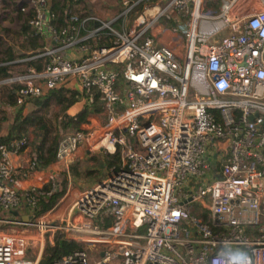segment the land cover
I'll list each match as a JSON object with an SVG mask.
<instances>
[{
  "label": "built area",
  "instance_id": "built-area-1",
  "mask_svg": "<svg viewBox=\"0 0 264 264\" xmlns=\"http://www.w3.org/2000/svg\"><path fill=\"white\" fill-rule=\"evenodd\" d=\"M118 3L106 19L68 8L59 24L50 0H31L45 45L20 61L40 67L0 85L17 86V107L64 86L96 109L38 186L15 175L27 137L0 143V264H38L57 233L86 246L52 264H231L229 250L264 264V0ZM100 154L118 161L64 217L36 214L60 170ZM41 170L30 159L24 174Z\"/></svg>",
  "mask_w": 264,
  "mask_h": 264
},
{
  "label": "trees",
  "instance_id": "trees-1",
  "mask_svg": "<svg viewBox=\"0 0 264 264\" xmlns=\"http://www.w3.org/2000/svg\"><path fill=\"white\" fill-rule=\"evenodd\" d=\"M11 1V2H10ZM9 2L13 5L14 10L18 14L20 19V32L25 35L31 36L28 40L27 46L31 50L29 54H24L25 56H32L37 54L42 44L39 45L37 38L40 36L35 33L34 28L29 26L28 20L32 16V11H29L25 18H22L23 13H21V8L25 7L26 4L13 3L12 0ZM51 11L54 12L55 21L57 23H64L68 18V8H72V0H50ZM26 45V44H25ZM6 58L1 60V62H8L12 60L14 55L10 47L4 50ZM28 66H34L35 68L40 67L39 58L31 59L26 62ZM11 64H0V78H5L12 75V70L10 69ZM17 86L12 85L10 89L7 90L5 96L7 103L9 105H15V91ZM80 97V93L76 90L68 89L64 86L56 87L48 91L44 96L39 98H33L30 101L36 106L35 109L28 113L23 112V107H19L12 120L9 124L7 131L4 135H0V143L7 142L10 139L16 137L26 136L29 132V128L33 127L35 129L36 139L33 145L32 158L36 160L38 165L42 168L51 166L55 162V152L58 144V134L55 132L54 121L46 118L39 111L42 108H48L50 104L55 103L59 105L60 112L67 113V122L72 124L73 127L78 128L79 124L83 122L86 116L96 108H91L88 105H84L81 109L76 111L75 114H70L67 109L72 106ZM23 106V105H22ZM1 123V121H0ZM54 129V130H53ZM96 165L99 164L100 160L96 157H92ZM118 161V156L105 155L103 158V164L116 163ZM62 176L61 186L57 184V189L54 190L48 197H41L39 204L36 208V214H40L43 211L49 210L53 207L58 199L63 195L65 190V185L67 183L66 172L60 170L58 177ZM46 187V186H45ZM67 189V188H66ZM65 190V191H64ZM109 220L105 221V225L109 224ZM83 245L75 241L66 239L62 234H56L54 237L53 244H47L44 248V254L38 261V264H52L53 261L60 258L64 254H67L75 249L82 248Z\"/></svg>",
  "mask_w": 264,
  "mask_h": 264
},
{
  "label": "crops",
  "instance_id": "crops-1",
  "mask_svg": "<svg viewBox=\"0 0 264 264\" xmlns=\"http://www.w3.org/2000/svg\"><path fill=\"white\" fill-rule=\"evenodd\" d=\"M6 2L9 3V1H6ZM70 9H72L74 12L78 11L79 12L78 14L81 16L86 15V14H95V15L100 16L103 19H106L108 17H112L116 13V11L119 9V3H118V0H100V1H98V0H79V2L72 3V8H70ZM0 21H2L1 17H0ZM3 31H8V28H4ZM225 34H227L226 30L221 32V36L225 35ZM15 35L18 39V40H16L17 44L11 43L5 39L1 40V38H0V59L3 60L6 58L4 50L5 49L7 50L8 47L11 48L12 54L14 55V58L12 60H8V62L11 64V66H10V69L12 70L11 74H16L18 72L17 69L20 68L21 66H23L22 68H27V66H28V65H26L27 63L21 62L20 60L27 57L24 54H29L31 52V50L27 46L28 40L31 36L25 35L24 33L20 32V23H19V25H17ZM1 36L3 37L2 33H0V37ZM37 40H38L39 45L42 44L40 46V48L37 49V51H39L45 45V39H43L40 36V38H37ZM6 92H5V94H6ZM28 105H32V106L29 107ZM0 106H5V109H7L8 112H10V115L8 118L9 120L6 123V127H5V129L3 128L4 130L0 133V135H4L7 131L9 124L11 123V120H12L16 110L19 107H17L16 105H9V103H7L6 98H2V100L0 102ZM75 106H78V104L76 102L67 109V112L68 113H73V112L76 113L75 111H77L78 109ZM20 107H23L24 113H28V112H30L36 108V106L34 104H31V102H26L23 106H20ZM78 108H80V107H78ZM11 112H13V113H11ZM32 129H34V128L30 127L29 132L27 134V136L29 138L28 139L29 140L28 145L25 147V149L18 156H13V161H14V165H15V175H16L17 179L19 180L20 190L27 189L30 186H38L40 184V180L38 178L40 177V175L42 177H45L47 171L50 168V166L44 167V168H42L44 171L41 170L42 172H40V173L34 172L29 176H25V174H24V168L26 167L28 160L33 159L32 158V151H33V145H34V141H33L34 137L32 136L33 134H31ZM94 157H96L100 160V155H97ZM84 159L88 160V157H84ZM87 164H91L90 161H88ZM105 167H106V165H104L103 163L100 164V162H99V164L96 166L92 165V167L86 168L89 171H94L93 176L96 179L94 181H91L90 184H87L84 187L83 186L79 187L81 182L78 181L77 178H75L76 180L73 179L74 175L77 176V174L73 171V169H70L69 178L67 177V190L71 189L72 191H75V192L80 191L78 193V194H80L81 192H83L87 189H90L95 183L100 181V179L103 177V175H101V174L104 173ZM84 170L85 169H83L81 172L85 173ZM72 171H73V173H75L73 175V177H71ZM57 177H58V175H57ZM79 188H81V189H79ZM27 212H28V208L26 206H23L20 209V211L18 212V214L20 216H25V214Z\"/></svg>",
  "mask_w": 264,
  "mask_h": 264
},
{
  "label": "rangeland",
  "instance_id": "rangeland-1",
  "mask_svg": "<svg viewBox=\"0 0 264 264\" xmlns=\"http://www.w3.org/2000/svg\"><path fill=\"white\" fill-rule=\"evenodd\" d=\"M6 1H10V0H0V17L2 18V21H0V33H2V35H3V37L1 36L0 38H1V40L5 39L11 43L17 44L16 40H18V39L15 35V31L17 29V25H19V23H20V19L18 18V14L14 10L13 5H11V3H10L11 1L9 3ZM98 1H100V0H98ZM12 2L13 3L15 2L17 4L18 3L19 4H26L25 10L24 11L21 10L22 11L21 13H23L22 18H25V15H27V13L31 9V0H12ZM75 12L79 13L78 11H75ZM4 28H8V31H3ZM22 67L23 66H21L20 68L17 69L18 72L25 71V68H22ZM11 86H12L11 84L0 85V102H1L2 98H6L5 92L8 89H10ZM28 102H31V101H28ZM31 104H33V103L31 102ZM28 106L30 107L32 105H28ZM75 107L79 110V108H78L79 106H75ZM11 113H13V112H11ZM39 113H42L46 118L54 121L55 132L58 134V141L60 139H62L65 135H67L68 133H70L76 129V127H73L72 124L66 123L68 120L67 116H69V115L67 113L60 112L59 105H56L55 103L50 104V106L48 108H42L39 111ZM70 114H75V113L73 112ZM9 115H10V112H8V110L5 109V106H0V121H1L0 133L5 129L6 123L9 120L8 119ZM31 134H33L32 135L34 137L33 141H35V139H36L35 129L31 130ZM27 139H29L28 136H27ZM28 143H29V140H28ZM104 156H105L104 154H100V159H103ZM92 157H94V156H90V158H88V160L84 159L83 157H79L76 159L74 164L71 165V167H70V169H73V171L77 174V176L74 175L75 173H73V171H72L71 177H73V175H74L73 179L77 178L78 181L81 182L79 187L80 186L84 187L85 185L90 184L91 181H94L96 179L93 176L94 171H89L88 169H86L88 167H92V165L96 166V163L94 160H92ZM88 161H90L91 164H87ZM83 169H85L84 170L85 173L81 172ZM105 173H106V169H104V173H102L101 175L104 176ZM56 182H57V184L59 183V185L61 186L62 176L57 177ZM64 185H65L66 191L64 190L65 192L58 199V202L56 203V205L54 207L50 208L49 210L41 212L42 214L48 213V215H50L53 218H60L61 215H63L66 212L67 206L71 204V202L76 198V195H78V193L80 191L75 192V191H72L71 189L67 190L66 189L67 183ZM79 189H81V188H79ZM64 216L65 215H63L62 217H64ZM0 229H2V230L7 229V226L4 224H0ZM59 234L64 235V233H59ZM83 246H86V245H83ZM28 256L33 258V255H31V254H28ZM112 264H120V261L114 260L112 262Z\"/></svg>",
  "mask_w": 264,
  "mask_h": 264
},
{
  "label": "clouds",
  "instance_id": "clouds-1",
  "mask_svg": "<svg viewBox=\"0 0 264 264\" xmlns=\"http://www.w3.org/2000/svg\"><path fill=\"white\" fill-rule=\"evenodd\" d=\"M231 264H251L250 258L243 250H229ZM214 264H221L219 260Z\"/></svg>",
  "mask_w": 264,
  "mask_h": 264
},
{
  "label": "water",
  "instance_id": "water-1",
  "mask_svg": "<svg viewBox=\"0 0 264 264\" xmlns=\"http://www.w3.org/2000/svg\"><path fill=\"white\" fill-rule=\"evenodd\" d=\"M100 164H102V162H100Z\"/></svg>",
  "mask_w": 264,
  "mask_h": 264
}]
</instances>
